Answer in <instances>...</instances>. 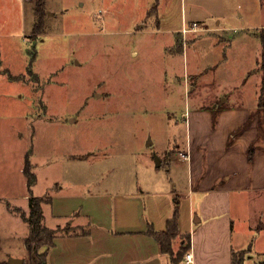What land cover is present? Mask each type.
<instances>
[{
  "label": "rangeland",
  "instance_id": "obj_1",
  "mask_svg": "<svg viewBox=\"0 0 264 264\" xmlns=\"http://www.w3.org/2000/svg\"><path fill=\"white\" fill-rule=\"evenodd\" d=\"M35 2L0 0V156L11 157L16 165L29 159L39 177L37 191L59 181L57 190L65 193L115 194L109 198L115 199L109 204L111 215L115 204L122 205L124 194L135 191L129 183L142 173L145 162L160 156L176 138H184L182 115L206 113L195 108L215 105L211 96L186 89L183 81L194 58L197 65L206 63L209 43L217 38L211 30L235 28L234 34L243 35L244 30L264 25V0H48L47 27L33 38ZM155 2L160 6V29L181 30L198 23L195 30L201 34L191 53L185 48L163 59L155 52ZM143 22L145 26H139ZM204 25L209 30H200ZM160 36L166 38L167 33ZM243 70L238 67V74ZM247 76L257 79L260 90L263 70L256 65ZM247 86L246 94L240 88L238 95L244 98L243 107L251 108L258 105L259 94L254 98L252 85ZM163 91L165 98L159 96ZM225 98L224 94L217 104L232 102L233 97ZM85 153L89 155L78 157ZM119 174L127 179L126 187H120ZM184 176L180 171L179 183ZM15 199L21 203V197ZM93 199L67 198L62 206ZM50 209L45 205L48 223L53 222ZM149 210L146 205L142 216ZM176 238L180 245L182 237Z\"/></svg>",
  "mask_w": 264,
  "mask_h": 264
},
{
  "label": "crops",
  "instance_id": "obj_2",
  "mask_svg": "<svg viewBox=\"0 0 264 264\" xmlns=\"http://www.w3.org/2000/svg\"><path fill=\"white\" fill-rule=\"evenodd\" d=\"M153 6L156 22L151 34L158 39L152 45L155 52H160L163 59L170 53L184 52L185 48L191 53L201 34L197 32L199 29H160L159 2ZM47 14L51 15L49 8ZM139 26H145V22ZM204 26L200 30H209ZM263 26L244 30L243 35L234 34L235 28L211 30L217 38L209 43L206 63L197 65L194 58L192 68L184 71L183 81L186 89L197 92L200 89L205 96H211L209 100L215 105L195 108L206 113L182 115L186 127L184 138H176L174 145L163 149L160 156L145 162L142 173L129 183L135 191L124 194L122 205L115 204L113 215L108 210L115 199L109 198L115 194L96 197L91 191L65 193L57 190L60 182L56 180L49 189L42 186L37 191L39 177L35 173L36 181L30 190L24 172L26 157L16 165L11 157L0 156V178L5 181L2 183L0 179V264H13L12 259L20 260L19 264L29 261L25 237L30 225L22 213L30 212V191L34 196L50 199L41 206L42 223L56 230L55 243L48 251L49 264H173L170 255L160 250L149 227L158 232L165 230L176 204L182 210L177 217L178 232L190 234L193 264H232V254L236 251L244 252L241 264H264V109L257 110V104L243 107L244 98L238 95L240 88L246 94L249 84L254 98L256 92L260 93L256 88L257 79L252 81L247 71L256 65L260 67L257 53L261 56L259 29ZM163 33H167L166 38L160 36ZM223 34L228 35V39ZM238 67L244 69L239 74ZM160 72L165 70L162 68ZM188 77L194 81H190L192 84ZM208 81L211 87H207ZM224 94L230 99L233 97L232 102L218 105ZM159 96L165 98V92ZM250 148L251 154L248 153ZM153 158L157 160L156 165ZM160 166L164 169L162 172L155 169ZM180 171L185 172L182 183L177 179ZM119 175L116 177L120 187H126L127 179ZM82 195L85 199H95L91 203L70 201L62 206V200ZM17 197L22 198L21 203L16 201ZM131 203L136 205L135 211ZM45 205L51 208L52 223L46 219ZM146 205L150 210L144 213V218L142 212ZM67 224L73 227L65 233V228L61 227ZM178 245V238H174L172 248Z\"/></svg>",
  "mask_w": 264,
  "mask_h": 264
},
{
  "label": "trees",
  "instance_id": "obj_3",
  "mask_svg": "<svg viewBox=\"0 0 264 264\" xmlns=\"http://www.w3.org/2000/svg\"><path fill=\"white\" fill-rule=\"evenodd\" d=\"M152 8L155 9V6ZM34 10V21L33 27L31 30L32 37H36L37 35L43 33L45 31V18L47 10L45 9V0H36L35 5L33 7ZM152 10V9H151ZM150 10V11H151ZM259 36L261 41V56H260V68L263 70L262 76V84L260 87V96L257 105V109L264 108V26L259 29ZM31 54V61L35 57V44L32 43L30 49H28ZM30 61V65H31ZM212 113H216L217 111L211 110ZM252 148L249 149L251 154ZM249 154V155H250ZM25 175L28 178V185L31 190V186L36 181V176L31 169V163L29 159L25 161ZM50 201L49 198L41 197V196H34L33 193L30 191L29 197V208L30 212L28 215L22 213L23 218L28 222L30 225V230L25 237V242L29 254V261L26 264H49L48 261V251L55 243V234L56 230L53 228H49L42 223V216H43V208H41L43 202ZM178 207L177 204L174 208L173 215L169 218L167 222V226L165 230L155 231L153 230L152 226L149 227V232L151 235L155 236L158 240L160 250L168 253L170 255L171 261L173 264H180V260L182 259L184 253L189 250V243H190V234L187 233H179L177 228L178 223ZM72 226L68 225L64 231L65 233L71 231ZM182 237V242L180 243L177 250L172 248V241L176 236ZM243 251H236L232 254V264H241V256L243 255Z\"/></svg>",
  "mask_w": 264,
  "mask_h": 264
},
{
  "label": "built area",
  "instance_id": "obj_4",
  "mask_svg": "<svg viewBox=\"0 0 264 264\" xmlns=\"http://www.w3.org/2000/svg\"><path fill=\"white\" fill-rule=\"evenodd\" d=\"M197 25H198V23H196V22H193V24H192V26H193V28H188L186 25L183 27V30L185 31V30H195V29H197ZM181 156L183 157V158H187L186 156H185V154H183V153H181ZM180 264H193V250H188V251H186L185 253H184V255H183V258H182V261H181V263Z\"/></svg>",
  "mask_w": 264,
  "mask_h": 264
},
{
  "label": "water",
  "instance_id": "obj_5",
  "mask_svg": "<svg viewBox=\"0 0 264 264\" xmlns=\"http://www.w3.org/2000/svg\"><path fill=\"white\" fill-rule=\"evenodd\" d=\"M11 261H12L13 264H19V262L21 263V261L17 260V259H12Z\"/></svg>",
  "mask_w": 264,
  "mask_h": 264
},
{
  "label": "bare ground",
  "instance_id": "obj_6",
  "mask_svg": "<svg viewBox=\"0 0 264 264\" xmlns=\"http://www.w3.org/2000/svg\"><path fill=\"white\" fill-rule=\"evenodd\" d=\"M179 247V246H178ZM175 250V249H174Z\"/></svg>",
  "mask_w": 264,
  "mask_h": 264
}]
</instances>
